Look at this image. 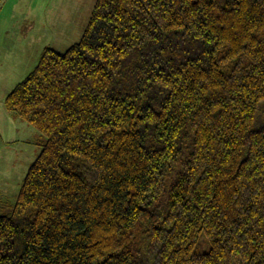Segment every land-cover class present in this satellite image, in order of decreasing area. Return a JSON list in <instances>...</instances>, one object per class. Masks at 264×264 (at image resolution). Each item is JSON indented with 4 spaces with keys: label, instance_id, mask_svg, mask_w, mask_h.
Wrapping results in <instances>:
<instances>
[{
    "label": "trees",
    "instance_id": "trees-1",
    "mask_svg": "<svg viewBox=\"0 0 264 264\" xmlns=\"http://www.w3.org/2000/svg\"><path fill=\"white\" fill-rule=\"evenodd\" d=\"M4 106L45 142L0 264H264V0H96Z\"/></svg>",
    "mask_w": 264,
    "mask_h": 264
},
{
    "label": "rangeland",
    "instance_id": "rangeland-1",
    "mask_svg": "<svg viewBox=\"0 0 264 264\" xmlns=\"http://www.w3.org/2000/svg\"><path fill=\"white\" fill-rule=\"evenodd\" d=\"M96 0H0V215L16 202L45 138L4 107L6 96L36 67L46 48L79 42Z\"/></svg>",
    "mask_w": 264,
    "mask_h": 264
},
{
    "label": "crops",
    "instance_id": "crops-1",
    "mask_svg": "<svg viewBox=\"0 0 264 264\" xmlns=\"http://www.w3.org/2000/svg\"><path fill=\"white\" fill-rule=\"evenodd\" d=\"M5 107V106H4ZM6 109V108H5ZM7 111V110H6ZM8 112V111H7ZM9 113V112H8ZM12 116V115H11ZM13 118V117H12ZM13 119H15V118H13Z\"/></svg>",
    "mask_w": 264,
    "mask_h": 264
}]
</instances>
